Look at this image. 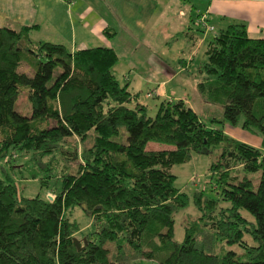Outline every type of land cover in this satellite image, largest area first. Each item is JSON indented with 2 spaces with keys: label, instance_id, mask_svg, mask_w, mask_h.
Masks as SVG:
<instances>
[{
  "label": "trees",
  "instance_id": "1",
  "mask_svg": "<svg viewBox=\"0 0 264 264\" xmlns=\"http://www.w3.org/2000/svg\"><path fill=\"white\" fill-rule=\"evenodd\" d=\"M34 28H0V161L26 158L22 167L43 173V186L55 177L61 189L52 200L24 198L8 174L0 178V264H264V40L232 22L210 38L198 67L204 102L221 107L232 125L260 132L257 149L207 128L182 100L161 102L149 116L114 75L112 49L71 53L34 40ZM23 64L32 76L18 71ZM22 94L27 116L17 110ZM148 143L169 148L149 150ZM215 146L220 154L211 176L229 206L216 210V201L195 193L201 216L178 243L174 215L188 196L174 187L171 168ZM256 173L255 183L247 174ZM75 207L91 223L80 238L69 219ZM202 238L239 246L249 259L207 253Z\"/></svg>",
  "mask_w": 264,
  "mask_h": 264
},
{
  "label": "crops",
  "instance_id": "2",
  "mask_svg": "<svg viewBox=\"0 0 264 264\" xmlns=\"http://www.w3.org/2000/svg\"><path fill=\"white\" fill-rule=\"evenodd\" d=\"M181 3L187 8L184 15L180 12L184 19L173 18V33L188 31L190 56L232 22L243 23L250 39L264 40V0H0V28L35 26L31 33L34 40L64 45L71 53L97 47L112 49L118 58L114 75L121 77L131 94L139 95L133 91L144 82L156 84V97L164 98L165 85L178 75H172L165 61L154 54L155 35L161 28L160 17H165L169 6L178 8ZM104 30L115 36L106 37ZM166 74L167 79L160 80ZM130 75L135 77L133 91ZM179 100L191 108L183 98Z\"/></svg>",
  "mask_w": 264,
  "mask_h": 264
},
{
  "label": "rangeland",
  "instance_id": "3",
  "mask_svg": "<svg viewBox=\"0 0 264 264\" xmlns=\"http://www.w3.org/2000/svg\"><path fill=\"white\" fill-rule=\"evenodd\" d=\"M181 5L182 6L178 8L173 5L169 6V11H167V14L165 15V17L168 16V18L166 19L163 15L160 17L161 28L155 35L156 44L154 43V45H157V51L154 54L158 55L165 61V65L169 68V71H172V75H178L173 82H169L165 85L164 89L166 90V96L164 98L156 97V84H146L144 82H140L137 85L138 88L136 87L133 91V81L135 80V77H132L133 75H130V89L139 94L138 102L147 107V113L151 117H154L157 114L161 102L166 100L177 101L183 98L190 104L192 110L198 115L207 128L220 129L225 135L238 142L261 149L262 135L260 132L253 127L244 128L241 123L232 125L223 119V111L221 107L205 103L200 96L197 89V84L200 81L198 66L202 63L203 58L206 59L204 52L207 42L211 39L209 38L208 41L203 44L201 49H199L195 55L193 54L194 57H192L193 55L190 56L192 42L191 40H188L185 35L188 31L184 30L179 35H174L173 33V18L178 17L180 19H184L181 17L180 12L184 15L187 5L183 3H181ZM173 9H175L176 13ZM183 63H185V65ZM18 71L26 73L28 76H32L33 74V72H31L25 64H23ZM58 72L59 70L56 71L54 75ZM117 77L120 81L121 77L119 75H117ZM164 77L167 79V74L159 78L160 80H165ZM120 83L125 84L122 80ZM23 89L25 88H22V91ZM148 93L153 95V97L147 98L146 95ZM17 110L25 116L31 113L30 104L26 100L25 94L20 96ZM167 148L169 147L156 143H148L147 145V149L149 150H161ZM219 154V147H211L205 153H192L191 159L187 163L176 164L171 168V172L175 176L174 187L188 196L187 206L180 209L174 215L173 239L178 243H181L184 240L186 225L194 220H197L201 216V213L196 208L193 201V195L195 193L203 192L204 198L216 201V210L220 208H227L229 206L221 200L220 188L216 184L215 179L211 176L210 167L216 161ZM24 159L26 160V158ZM24 159L18 158L17 161L12 164L5 163L3 160L0 161V178L4 179L5 174H8L18 187L21 197H39L51 200V198L55 197V195L59 193L61 189V180L59 178L52 177L48 180V186H43L39 180L42 178L43 173H36L33 171L31 164H29L28 167H22ZM74 170L75 166L73 164L72 171ZM35 174L37 179H33V175ZM247 176L256 183L259 173L247 174ZM239 177H242L241 174ZM242 215L247 220L251 222L254 221L253 217L246 211H242ZM69 219L79 225L80 232L77 235L78 238L90 232V219L81 208L75 207L70 210ZM204 240L205 238H202L199 242L204 243L203 249L207 253L211 252L221 256L227 251H233L240 256L239 258L241 261H247L249 259V256L244 255L245 252L239 246H230L220 243L213 244V241L210 242L206 240L204 242ZM244 240L248 244L255 246V243H253L252 239L248 235L244 237ZM146 263L155 264L149 261Z\"/></svg>",
  "mask_w": 264,
  "mask_h": 264
},
{
  "label": "water",
  "instance_id": "4",
  "mask_svg": "<svg viewBox=\"0 0 264 264\" xmlns=\"http://www.w3.org/2000/svg\"><path fill=\"white\" fill-rule=\"evenodd\" d=\"M52 200V198H51ZM85 240V239H84ZM74 243H75V246L80 249V246H79V241L77 239H74Z\"/></svg>",
  "mask_w": 264,
  "mask_h": 264
},
{
  "label": "built area",
  "instance_id": "5",
  "mask_svg": "<svg viewBox=\"0 0 264 264\" xmlns=\"http://www.w3.org/2000/svg\"><path fill=\"white\" fill-rule=\"evenodd\" d=\"M149 96V95H148Z\"/></svg>",
  "mask_w": 264,
  "mask_h": 264
}]
</instances>
